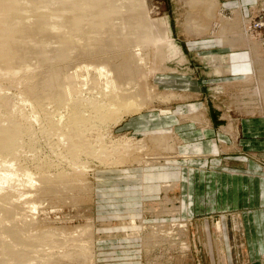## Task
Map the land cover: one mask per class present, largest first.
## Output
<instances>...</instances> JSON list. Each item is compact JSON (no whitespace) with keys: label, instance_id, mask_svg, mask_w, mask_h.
Instances as JSON below:
<instances>
[{"label":"rangeland","instance_id":"rangeland-1","mask_svg":"<svg viewBox=\"0 0 264 264\" xmlns=\"http://www.w3.org/2000/svg\"><path fill=\"white\" fill-rule=\"evenodd\" d=\"M188 1L191 0H105L99 8L108 7V5L113 8L114 12L111 16L114 17L108 19H115L110 20V23L112 28H115L114 30H118L116 41L114 40L117 43L112 45L113 49L108 48L106 51L103 50L101 52L102 55L101 53L99 55L101 57H98L99 61L74 55L70 59L73 62L67 59L70 63L64 60L65 62H62L63 65H59L61 68H64L67 63L69 66L71 65L70 68L67 65L68 67L66 66L67 68L65 69L72 74L73 70L71 69L78 67L80 61V66L86 65L88 67L104 66L109 62L110 65L121 64V55L128 56L134 54L133 56L137 60L136 66L141 71L139 72L135 67L140 75L137 78L139 77L138 79L142 83L141 81H137V79L135 82L136 84L141 83L140 87L146 93L143 94L144 100H147L145 104L148 106L137 114L125 117L117 126H115L114 122L109 123L105 127H101L103 129L98 132L97 130L94 131L95 129L92 130V134L95 132L96 134L103 133L104 135L102 134L101 136L106 141V145H111L112 142L122 138L125 140L131 139L133 142L143 141L147 145V149L135 147L134 150L131 149V152H127L126 154L124 153L125 151L121 150L120 152L125 154L124 157L122 156L124 160L117 162L115 160L114 162L111 161L112 163L106 164H101L97 159L81 158L83 162L89 163L87 164L88 167L86 166V174L82 175L86 177L84 178L85 180L82 177L83 182L80 183L76 190L71 192L67 190L48 195L38 192L39 195L36 196V191L34 190L39 191L41 187L38 189L25 188L24 191L29 190L28 199L34 200L37 197L36 201L40 202L38 203V211L33 213L32 222L35 221L33 224L36 228H40V233L44 231L43 236L45 239L49 237L46 239L47 241L43 240L45 242L44 246L46 247L47 245L46 248L49 249L56 247L54 250L51 248L50 252H48L49 249L46 250L44 248L50 255L53 251L54 256L63 258L70 249H74L75 252V250L80 251V249H84V246H87L90 248L89 251H87L89 248L86 249L89 253L83 255H88V257L93 255L95 258L91 260L90 258H86L90 261L87 260L84 264L88 262L92 264L94 262L92 260L96 261L93 264H205L200 260L203 258L202 255L204 254L205 259H211L212 261H209L214 263L213 261L216 258L214 250L217 248L222 253V258L216 263L228 264L227 260L223 259V242L226 243L225 241L228 240L227 233H224L222 229L223 222L214 219V216H211L212 218H197L196 214L191 213V211L189 212L190 207H192V200L188 196L184 197L185 200L184 198L181 200L176 197L177 193L179 195L182 180H188V175L184 173L183 177L180 173L182 172V168L178 167L177 164H180V159H183L185 162L195 160L196 158L193 159L190 153L194 149L200 150L201 146L186 142L185 139L180 138L171 129H146L137 132V134H132L131 131H126V128H124V123L128 121L132 122L135 117L158 114L160 118L175 116L178 122H188L198 128L203 127L208 129L211 128V121L206 116L208 107L215 110L220 109L221 112L225 113L236 110L247 111L249 114L255 112L264 113V0H217L213 18L204 15L202 9L204 6L191 7ZM118 8L119 10H117ZM31 14L33 13L31 12ZM118 15L120 16L119 19ZM28 16L32 15L28 13ZM116 18L118 21H116ZM189 18H194L193 20H196V23L202 29L198 32L196 30H188L186 22ZM116 22L119 23L117 24ZM132 32H135V36L132 35ZM99 35H102V33ZM93 37V34L87 36V45L85 46H88V48L86 47V50L93 48ZM146 38L150 40L148 41ZM210 39L216 43L215 49L205 52L200 51V54H197L193 50L198 49L196 47L200 44L210 43ZM202 40H206V42ZM198 41L202 42L198 43ZM123 44L126 48H123ZM135 44L136 46H134ZM122 48L126 53L123 52ZM138 49H141L139 50L141 53L138 52ZM113 52H116V55ZM103 55L106 59H103ZM118 58L120 59L119 62ZM74 62L75 64H73ZM111 67L113 78L117 80V75ZM44 69L43 71H45ZM207 73L210 74L211 79ZM92 78L89 79L88 84L83 85V98L86 97V94L88 97L92 93H96L92 89L94 87H90V85H93V82L98 80H95L94 77ZM201 78H204L205 81L211 80L212 82L207 84L206 87H203V84L193 82V80ZM92 80L94 81L92 82ZM81 81L83 80L80 79L79 82ZM89 83L91 84L89 85ZM119 83H124V81H119ZM9 85L6 81L0 83V101L2 103H6L7 101L21 103L25 110L24 114L26 118L32 119L31 115L29 116L31 114L29 104L20 101L23 98L20 96L21 87ZM79 85L82 84L79 83ZM143 87L144 89L147 87V90H144ZM90 88L91 90H89ZM203 89L204 92L202 93ZM85 90L92 93H86ZM200 94L203 95L198 99V102H202L203 107L201 105L199 108L195 102ZM148 96L149 98H147ZM157 98H159V101ZM53 105L45 104L40 110L43 112H41L42 117L47 118L48 115L50 121L58 123L60 120L59 115H67L68 112L60 109L59 106L57 108L56 105ZM53 110L56 114L53 113ZM51 113L53 114L51 115ZM1 114L2 109H0V116H2ZM49 114L51 116L54 115V117H51ZM226 119L227 116L224 114L223 120ZM31 122L34 124L33 121ZM33 128L36 147L38 146L36 148L37 152L29 153V149H27L26 160H22V165L27 164V167L25 166L26 169H29L31 172L34 171L33 173L37 178L41 173L42 175H54L61 172L70 174L72 171L64 156L66 153L57 142L59 141L58 133H56L58 131H47V126L44 123H35ZM225 130H227L228 135L232 134L235 136L234 123L231 121L226 125ZM153 132H162L167 135L170 138L169 145L174 147L175 151L171 154L169 151L161 150V148L159 149L149 143L147 136ZM137 148L139 150H136ZM213 152L214 154L220 153L219 147L215 144L213 145ZM156 154L158 157H153ZM163 157H171L172 159L169 160L170 163H166ZM151 158L155 160H151ZM38 160H41V162ZM42 165L45 166L44 169ZM162 167L165 171L159 173L158 171ZM261 167L264 169V161H262ZM191 169L188 168L189 171ZM118 171L124 174L126 181L128 177L134 174L136 177L141 175L140 178L144 184V189L148 187L150 191H156L158 193L157 199L146 201L144 197H141L142 193L138 191L141 195L136 197L119 196L124 202L122 200L118 201L120 204L112 208L111 206L115 202L114 189L111 188L112 183H109L108 187V191L112 194L108 195L106 191V194L103 192L106 187L105 182L111 180L106 179V177H111L109 175L114 176L119 173ZM133 171L136 172L134 173ZM131 185V188H133L132 183ZM164 188L167 190L165 191ZM106 197L108 199L104 200ZM52 198L53 200H51ZM134 198H137L139 201L134 202ZM130 204L139 206V208L137 210H130L131 208H128L126 212L117 211L121 208L120 206L128 207ZM183 204H186L184 210ZM110 209L109 214L105 212ZM222 217L225 220V216ZM36 222L38 223L36 224ZM73 228L74 230L84 228L82 232H84L83 235L85 236L83 237L82 233H80L81 235L78 233L76 234L77 238L74 237L76 235L73 234L75 233ZM85 230H88L87 232L91 231V235ZM62 231L65 233L67 231L69 236L73 234V237L63 234ZM59 232L63 236H66H64L65 238L62 236L65 239V243L61 242V239L62 241L64 239ZM50 233L52 234L50 235ZM43 236L42 238H44ZM48 241L51 243L47 244L46 242ZM59 242L62 243V246H59L61 245ZM87 243L90 244L88 245ZM73 245L77 246L73 247ZM67 246L71 248L68 249ZM61 247L63 249L66 248V252ZM61 251H63V254L65 252L63 256H61ZM54 252L58 253L55 254Z\"/></svg>","mask_w":264,"mask_h":264},{"label":"bare ground","instance_id":"bare-ground-1","mask_svg":"<svg viewBox=\"0 0 264 264\" xmlns=\"http://www.w3.org/2000/svg\"><path fill=\"white\" fill-rule=\"evenodd\" d=\"M104 1L105 0H0V83L6 81L10 85L21 87L20 96L23 98L20 101L29 104L31 114H29V112L28 114L29 116L31 115L30 117L32 118L30 120L26 118L24 114L25 110L21 103L18 104L14 101L13 103L12 101L2 103L0 101V109H2V116H0V264H84L85 261H90L92 258L94 259L95 257H93V255L91 257L83 255L89 253L87 251L90 250L89 247L84 245V249H80L81 252L79 250H75L74 252V249L72 250L70 246H67L70 250L66 254V248L63 249L61 247L65 250V256H63V251H61V256H63V258L54 256L53 251L51 252L53 255L47 253L46 250L49 248H46L47 245L46 247L44 246V241H47L46 239L49 237L45 239L43 236L44 231L40 233V228H36L33 224L35 221L32 222L33 213L38 211V203L40 202L36 201L37 197H35L34 200L31 198L28 199L29 190H24L25 188L38 189L41 187L39 191L34 190L36 191V196L39 195L38 192H43L48 195L52 193H61L67 190L69 192L74 191L80 183L85 180L84 178L86 176L83 177L82 175L86 174L87 164H89L85 160V162H83L81 158L97 159L101 164H106L111 161L114 162L115 160L116 162L124 160L122 156L124 157L127 152H131V149L134 150L135 147L147 149V145H145L143 141L133 142L131 139L125 140L122 138L112 142L111 145H106V141H104L101 136L103 133L96 134L95 132L92 134V130L95 129L94 131L97 130L98 132L103 129L101 127H105L109 123L114 122L115 126H117L125 117L137 114L148 106L145 104L147 100L145 101L143 97V94L146 93H144L140 87L142 81L138 79L139 77L137 78L139 75L138 73L141 71L138 70L136 66L137 60L133 56L134 54L128 56L121 55V64L117 63L110 65L109 62L108 65L105 64L107 63L105 60V63L103 62V64H105L104 66L98 65L88 67L86 65L80 66V61L78 67L71 69L73 70L72 74L65 69L69 66V60L74 55L99 61L98 57H101L99 56L100 53L103 50L106 51L108 48H112V45L117 43L115 41L116 35L118 36V30H114L115 28L113 29L110 23V20L112 21L115 19H108L114 17L111 16L114 12L113 8L109 7V5L108 7L99 8ZM216 3L217 0L188 1L191 7L204 6V8H202L204 11L203 13L206 17L210 18L214 17ZM117 10H119V8ZM31 12L33 14H31ZM28 13L32 16L29 17ZM119 18L120 16L118 19ZM118 19L116 21H118ZM193 19H187L186 27L188 30H196L198 32L202 28L198 26L196 20ZM121 22L123 21L121 20ZM101 33L102 35H99ZM134 33L132 35H134ZM90 34L94 35L92 38L93 48L86 50V47L88 48V46H85L87 45L86 39H88L87 36ZM83 40H85V42H83ZM134 46H136V44ZM124 47L126 48L123 44V48ZM139 50L141 49H138V52H140ZM123 52L126 53L125 50H123ZM115 53L114 55H116ZM104 58L103 55V59ZM67 59L69 60L67 61ZM64 60L68 62H66L68 66L65 65L64 68H61L59 65H63L62 62H65ZM70 61L73 62V60ZM75 62L73 64H75ZM70 66L68 68H70ZM110 67L117 75V80L113 78ZM43 69L45 71H43ZM92 77L98 80H92V82L94 81L93 85L91 84L92 82L89 83V85L91 84L90 87H94L92 89L95 90L96 93L94 94L89 91L92 93L91 96L87 97L86 94V97L83 98V85L88 84L87 82L90 78L93 79ZM80 79L83 81L79 82ZM136 79L137 81H141V83L136 84ZM119 81H124V83L120 84ZM125 81L127 82L125 83ZM79 83L82 85H79ZM87 87L85 88L88 89ZM146 88L144 90H147ZM89 90H91V88ZM85 91L89 93L87 90ZM147 98H149V96ZM157 99L159 101V98ZM44 100L48 103L46 101L44 103ZM45 104H54L57 108L59 106L60 109L66 110L68 114H60L58 123L50 121L48 115L47 118L42 117L43 112L40 109L43 108ZM53 113H55V111ZM53 113H51V115ZM51 117H54V115ZM31 121H33L34 124H46L47 131H58L56 132L59 137V141L57 142L66 153L64 156L69 166H71L70 169L72 174H64L61 172L55 173L54 175H42L41 173L37 178L33 173L34 171L31 172L29 169H26L27 164L22 165V160H26V153L37 152L36 148L38 146L36 147L35 133L32 130L34 129V124ZM47 136L44 137L46 138ZM147 138L149 143L155 145L159 149L161 148V150H167L171 154L175 151V148L169 145L170 138L162 132H153L149 134ZM27 149H29L28 152H26ZM121 150L125 151V154H122L123 152L121 153ZM136 150L139 149L137 148ZM119 153L122 154L121 157H119ZM154 156H157V154L153 155V157ZM160 156L162 157V155ZM27 159L29 160V158ZM152 159L153 158H151V160ZM163 159L166 163H170L169 160L172 158L163 157ZM38 161L41 162V160ZM44 167L45 166H43V169ZM164 171L162 167L158 172L163 173ZM164 174L166 175V173ZM167 175L169 176V174ZM20 178L21 180H19ZM164 190L166 191L167 189L164 188ZM51 200H53V198ZM37 223L38 222H36V224ZM83 229L79 230V228H77L74 230L73 228L75 232L73 234L76 235L79 233V235H81L80 233H82L83 235ZM85 231L87 232L88 230ZM90 232L87 233L90 234ZM66 233L63 232V234L68 235L67 231ZM51 234L52 233H50V235ZM73 234L70 236L73 237ZM60 235L61 237L63 236L61 233ZM42 236L44 238H42ZM84 236L85 235H83V237ZM74 237L77 238V235ZM64 241L65 239L63 241L61 239L62 243H65ZM46 243L48 244L51 242L48 241ZM62 243L59 246H62ZM87 244L89 245L90 243ZM75 246L77 245H73V247ZM44 248H46V250ZM55 248H52V250ZM87 248L89 249L86 251ZM50 249L48 252L51 251ZM86 258H90V260ZM92 262L95 263L96 261L92 260ZM88 263L90 264V262Z\"/></svg>","mask_w":264,"mask_h":264},{"label":"crops","instance_id":"crops-1","mask_svg":"<svg viewBox=\"0 0 264 264\" xmlns=\"http://www.w3.org/2000/svg\"><path fill=\"white\" fill-rule=\"evenodd\" d=\"M196 48L198 49L193 50L200 54V51L215 49L216 43L206 42ZM207 74L210 78V74ZM193 82L206 87L212 81L201 78ZM201 95L203 94H200L195 102L199 108L201 105L203 107V103L198 102ZM224 114L227 116L226 120H223ZM157 115L135 117L132 122H125L124 128L132 134L146 129H171L186 142L200 145V150L194 149L190 153L195 160L185 162L180 159V164H177L182 168L180 172L182 176L184 177V173L188 175V180L185 181L184 178L182 180L177 199L183 200L188 196L192 200L189 212L196 214L197 218L214 216V219L223 222L222 229L228 235L226 243L223 242V259H226L228 264H264V169L261 167L264 161V113L249 114L243 110L225 113L220 109L208 107L206 116L211 121V128L208 129L198 128L188 122H178L175 116L160 118ZM230 121L234 123L235 136L228 135L225 130ZM214 144L219 147L220 153L214 154ZM188 168H192L191 171ZM118 172L114 176L109 175L112 178L107 176L106 179L111 180L105 182L106 187L104 186L103 193L112 194L108 191L109 183H112L111 188L115 194L112 208L120 204L118 201L122 198L119 196L136 197L141 195L138 191L146 201L157 199L156 191H150L148 187L144 189L140 174L138 177L134 174L126 181L124 174ZM107 199L106 197L104 200ZM135 201L139 200L134 198ZM120 207L117 210L119 212H126L128 208H131L130 210L139 208L133 204ZM182 207L184 210L186 204ZM110 211L111 209L105 212L109 214ZM222 216H225V220ZM214 251L216 258L213 262L217 264L216 262L222 258V253L217 248ZM202 257L200 260L205 264H214L211 259H205L204 254Z\"/></svg>","mask_w":264,"mask_h":264}]
</instances>
